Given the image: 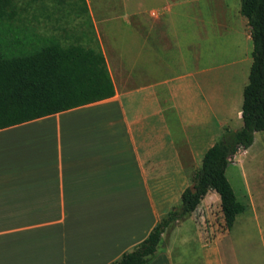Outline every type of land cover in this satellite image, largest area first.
I'll use <instances>...</instances> for the list:
<instances>
[{
    "label": "crops",
    "instance_id": "obj_1",
    "mask_svg": "<svg viewBox=\"0 0 264 264\" xmlns=\"http://www.w3.org/2000/svg\"><path fill=\"white\" fill-rule=\"evenodd\" d=\"M84 2L114 95L0 129V264H111L180 205L223 129L241 127L240 0ZM212 208L208 192L148 264H224L219 239L245 210L224 230Z\"/></svg>",
    "mask_w": 264,
    "mask_h": 264
},
{
    "label": "trees",
    "instance_id": "obj_2",
    "mask_svg": "<svg viewBox=\"0 0 264 264\" xmlns=\"http://www.w3.org/2000/svg\"><path fill=\"white\" fill-rule=\"evenodd\" d=\"M17 0H0V129L50 116L111 98L114 89L100 47L83 32L75 42L61 45L54 38H32L14 28ZM83 2V13H87ZM251 41V64L242 91L241 127H225L221 138L204 153L193 183L145 239L111 264H148L154 259L161 234L185 220L208 192L219 199L224 230H229L246 206L225 176V169L241 150L249 148L253 134L264 131V0H240ZM91 34L94 36L92 26ZM87 28V29H88Z\"/></svg>",
    "mask_w": 264,
    "mask_h": 264
},
{
    "label": "rangeland",
    "instance_id": "obj_3",
    "mask_svg": "<svg viewBox=\"0 0 264 264\" xmlns=\"http://www.w3.org/2000/svg\"><path fill=\"white\" fill-rule=\"evenodd\" d=\"M16 13L11 26L32 38H54L65 46L76 41L79 33L77 24L80 22L83 32L90 36L92 42L96 38L95 32L93 36L88 28L92 23L88 13H83L82 0H17ZM225 176L236 198L246 208L242 216H238L235 229L219 239L223 263L264 264V131L254 136L249 148L232 158L225 169ZM219 211L218 208L211 209L207 219L212 224L219 223ZM245 226H248L247 233ZM189 229L187 226L183 228L187 232ZM169 230L164 231L162 246L167 243ZM211 238L209 234L208 241Z\"/></svg>",
    "mask_w": 264,
    "mask_h": 264
}]
</instances>
